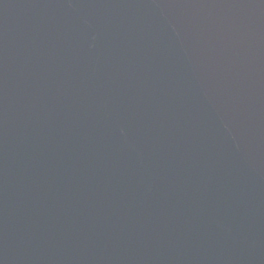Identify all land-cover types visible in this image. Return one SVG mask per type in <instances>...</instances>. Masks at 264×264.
<instances>
[{
	"label": "water",
	"instance_id": "1",
	"mask_svg": "<svg viewBox=\"0 0 264 264\" xmlns=\"http://www.w3.org/2000/svg\"><path fill=\"white\" fill-rule=\"evenodd\" d=\"M0 264H264V0H0Z\"/></svg>",
	"mask_w": 264,
	"mask_h": 264
}]
</instances>
